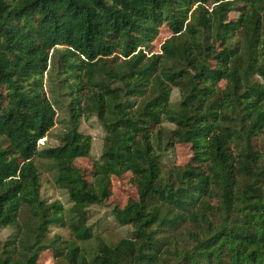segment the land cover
I'll use <instances>...</instances> for the list:
<instances>
[{
  "label": "trees",
  "instance_id": "obj_1",
  "mask_svg": "<svg viewBox=\"0 0 264 264\" xmlns=\"http://www.w3.org/2000/svg\"><path fill=\"white\" fill-rule=\"evenodd\" d=\"M178 144L190 162L165 166ZM41 168L68 208L42 199ZM127 173L137 198L112 213L133 231L109 243L88 210ZM0 228V264H264V0H0Z\"/></svg>",
  "mask_w": 264,
  "mask_h": 264
},
{
  "label": "rangeland",
  "instance_id": "obj_2",
  "mask_svg": "<svg viewBox=\"0 0 264 264\" xmlns=\"http://www.w3.org/2000/svg\"><path fill=\"white\" fill-rule=\"evenodd\" d=\"M230 20L235 21L238 18L237 13H232L229 16ZM168 30V29H167ZM165 28H162L159 38L154 42L153 51H158L160 44L169 37L170 33ZM180 101V95L177 90H173L171 102L176 104ZM56 124L51 130L47 138L38 142L41 147H56L59 144V138L64 132L66 126V116L64 112L59 111ZM80 133L90 136L91 151L88 158L76 159L77 164L83 171L86 178L91 181L93 174L97 171L94 166L101 155L104 132L100 124L95 118L88 121H82ZM192 157V150L190 145L178 144L173 153L168 152L163 159L165 166L184 167L190 162ZM41 166L40 160H36ZM41 171V196L47 202L55 200L61 201L66 208L69 207L68 198L64 191L58 189L54 183L51 171L43 168ZM136 187L133 182V177L127 173L120 178H112L111 197L100 205L92 206L88 210V225L91 226L92 232L95 236L102 238V240L115 243L121 238L131 237L133 229L130 226H120L117 224L112 210L115 207L123 208L130 199H136ZM9 229L0 228V244L4 242L10 235ZM60 236L63 241L69 242L72 239L70 232L64 228L50 227L49 236ZM38 264H62L59 259H56L51 251L41 253Z\"/></svg>",
  "mask_w": 264,
  "mask_h": 264
}]
</instances>
